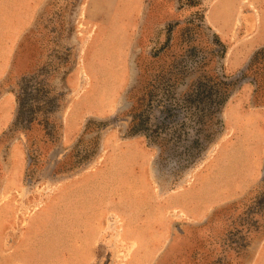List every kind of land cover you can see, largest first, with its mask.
Returning a JSON list of instances; mask_svg holds the SVG:
<instances>
[{"label":"rangeland","instance_id":"1","mask_svg":"<svg viewBox=\"0 0 264 264\" xmlns=\"http://www.w3.org/2000/svg\"><path fill=\"white\" fill-rule=\"evenodd\" d=\"M196 1L0 0V97H15L0 131V264L264 254V112L241 114L264 111V63L249 69L264 0ZM211 79L230 98L217 119L204 103L197 125L187 92ZM215 202L232 223L222 243L188 226Z\"/></svg>","mask_w":264,"mask_h":264},{"label":"crops","instance_id":"2","mask_svg":"<svg viewBox=\"0 0 264 264\" xmlns=\"http://www.w3.org/2000/svg\"><path fill=\"white\" fill-rule=\"evenodd\" d=\"M29 18H28V20H29ZM10 31L12 32V30H10ZM21 34L22 33H19V34L12 33L11 37L9 36L8 38H6V39H8V41L6 42V45L2 47V49L5 51L14 50L15 49V40L17 37L19 38L21 36ZM7 65H8V62L6 63V66ZM2 74H0V76ZM14 104H15L14 93H12L11 91H6L4 94L1 95V97H0V119H1V115H3V117L0 120V131L2 129H4V126H6L8 123L10 124L12 122ZM238 109H241V108H238ZM250 112H257L258 113V112H264V111L262 108L254 107L252 109L241 112V114H245V115L247 114L249 116ZM10 117H11V120H10ZM263 143H264V139H262V146L257 145V147L259 148L258 151L253 152V156L259 155V161L261 158V154H263V150H262ZM262 175L263 174L258 171L256 174L250 176L249 178H243L240 181H237L235 193H242L246 189H249V188L252 189L253 187L257 186L258 183H260V181L262 179ZM216 203L217 202L209 205L203 211H200L197 208H195V209L193 208L191 211H189L188 216L190 217V220L188 222L189 223L188 226L190 228L191 227H197L199 225H202V227H207V228H204L203 230H201V233L203 231H205L204 234H202L203 237H205L208 242H213V243L220 242V243H222L224 236H227L229 233L227 230L226 232H228V233L224 234L223 233L224 228L229 227L230 224H232V223L229 221L230 224L229 223L227 224L225 221H222L220 218L221 216L219 217L220 219H216V216L219 215L217 212L219 208H216L217 206H214V205H216ZM202 213L206 214V216L201 217ZM199 227H201V226H199ZM263 240L264 239H262V241ZM262 241H260V242H262ZM252 243L255 244V242H252ZM252 250H253V248H250V251H252ZM204 253L205 252L200 250L196 254H191L190 257L185 260L184 264H240L237 256H235V258H233L232 254H217V252L215 251V248H214V250H211L210 252H207L206 254H204ZM263 255L264 254H257L254 264H259V262L262 259H264ZM155 256H157V254L154 253V256H152V257L150 256L151 258L149 257V260H153V257H155ZM244 260H245V258H244ZM250 260H251V256L246 257L244 264H250ZM141 264H143V263L141 262ZM144 264H150V263L148 261L147 263H144Z\"/></svg>","mask_w":264,"mask_h":264},{"label":"trees","instance_id":"3","mask_svg":"<svg viewBox=\"0 0 264 264\" xmlns=\"http://www.w3.org/2000/svg\"><path fill=\"white\" fill-rule=\"evenodd\" d=\"M193 4H195L196 0H189ZM264 63V47L260 50H258L252 60L250 61L249 69L250 71H253L254 69L259 70V66ZM256 75H254V80L256 86L259 88V79L257 77L258 72H255ZM213 82L211 85H208V83H201L199 87L195 90H190L187 92V102H185L184 105H186L189 109L192 107L195 108V111L192 112V115L194 117L195 124L199 125L203 123V120L201 118V115L204 114V107L203 104L207 105V109L210 112H214L216 110H220V108H223L228 101L229 93L228 94H222L221 87L219 85H226L224 82H214L213 79H211ZM216 84V85H215ZM211 108V109H210ZM213 108V110H212ZM215 108V109H214ZM201 113V114H200ZM199 140V139H198ZM197 142V141H196ZM202 149V148H201Z\"/></svg>","mask_w":264,"mask_h":264},{"label":"bare ground","instance_id":"4","mask_svg":"<svg viewBox=\"0 0 264 264\" xmlns=\"http://www.w3.org/2000/svg\"><path fill=\"white\" fill-rule=\"evenodd\" d=\"M103 77H104V76H103ZM101 94H102V91H101ZM101 97H102V96H101ZM101 99H102V98H101ZM108 102H109V101H108ZM101 103H102V101H101ZM101 106H102V105H101ZM97 107H98V106H97ZM104 107H105V106H104ZM100 108H101V107H100ZM101 109H102V108H101ZM135 143H136V142H135ZM136 146H137V145H136ZM135 149H136V148H135ZM137 149H138V148H137ZM134 151H135V150H134ZM130 154H131V153H130ZM135 158H136V157H135ZM135 158H133V159H135ZM133 161H134V160H133ZM73 188H74V187H73ZM70 189H71V188H70ZM73 190H74V189H73ZM75 192H76V190H75ZM63 193H64V192H63ZM68 193H69V192H68ZM69 194H70V193H69ZM75 194H77V193H75ZM75 194H74V195H75ZM67 195H68V194H67ZM72 195H73V194H72ZM64 196H65V195H64ZM79 196H81V194H80ZM61 197H63V196L61 195ZM75 197H76V196H75ZM73 198H74V197H73ZM80 198H81V197H80ZM80 198H79V199H80ZM82 198H83V197H82ZM62 199H64V198H62ZM69 200H70V199H69ZM69 200H68V201H69ZM72 200H73V199H72ZM76 200H77V199H76ZM68 201H67V202H68ZM70 201H71V200H70ZM63 202H64V201H63ZM72 203H73V202H72ZM50 208H51V207H50ZM154 213H155V212H154ZM149 216H150V215H149ZM152 216H154V215H152ZM158 219H159V218H158ZM151 220H152V219H151ZM147 222H148V221H147ZM121 223H122V222H121ZM133 223H134V222H133ZM135 223H136V222H135ZM136 224H137V223H136ZM149 225H150V223H149ZM147 226H148V225H147ZM139 230H140V229H139ZM137 232H138V231H137ZM131 233H132V232H131ZM148 240H149V237H148ZM148 240H146V241H148ZM146 241H145V242H146ZM135 244H136V243H135ZM129 245H130V244H129ZM145 245H146V244H145ZM141 246H142V245H141ZM51 248H52V247H51ZM54 248H55V247H54ZM148 249H149V248H148ZM148 249H147V250H148ZM39 250H40V249H39ZM145 250H146V248H145ZM51 251H52V250H51ZM152 251H153V250H152ZM45 252H46V251H45ZM47 252H48V251H47ZM46 254H47V253H46ZM57 254H58V253H57ZM65 254H66V253H65ZM69 254H70V253H69ZM27 255H28V254H27ZM152 255H153V254H152ZM56 256H57V255H56ZM56 256H55V257H56ZM59 256H60V255H59ZM141 256H142V255H141ZM37 257H38V255H37ZM50 257H51V256H50ZM26 258H27V257H26ZM28 258H29V257H28ZM32 259H33V258H32ZM56 259H57V258H56ZM44 260H45V259H44ZM48 260H49V259H48ZM58 260H59V259H58ZM34 261H35V260H34ZM41 261H42V260H41ZM45 261H46V260H45ZM49 261H50V260H49ZM47 262H48V261H47ZM47 262H46V263H47ZM138 262H139V261H138ZM146 262H147V261H146ZM30 263H31V262H30ZM33 263H34V262H33ZM35 264H36V263H35Z\"/></svg>","mask_w":264,"mask_h":264},{"label":"flooded vegetation","instance_id":"5","mask_svg":"<svg viewBox=\"0 0 264 264\" xmlns=\"http://www.w3.org/2000/svg\"><path fill=\"white\" fill-rule=\"evenodd\" d=\"M223 109H224V107L220 108V110H216V111L212 112L211 114H212V116H214L213 119H217L218 115H220L222 113ZM212 110H213V108H212ZM171 111H172V109H169V112H171ZM210 112H208V113H210Z\"/></svg>","mask_w":264,"mask_h":264}]
</instances>
